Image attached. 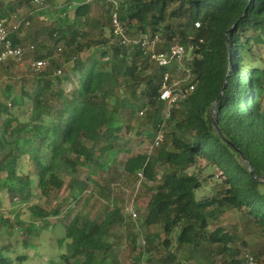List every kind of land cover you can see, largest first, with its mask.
<instances>
[{
  "label": "trees",
  "instance_id": "trees-1",
  "mask_svg": "<svg viewBox=\"0 0 264 264\" xmlns=\"http://www.w3.org/2000/svg\"><path fill=\"white\" fill-rule=\"evenodd\" d=\"M52 5L0 0L8 39L24 50L19 76L15 60L0 64V208L5 195L27 204L43 232L63 229L58 247L70 253L48 264H264V0H80L63 23L42 19ZM144 36H158L156 52L183 46L182 66L150 61ZM37 60L46 62L40 71ZM165 73L193 87L168 119ZM146 133L149 146L120 167L121 141L139 146ZM139 173L147 201L134 223L115 201ZM32 227L0 211V264L34 254ZM115 244L124 258L111 257Z\"/></svg>",
  "mask_w": 264,
  "mask_h": 264
},
{
  "label": "rangeland",
  "instance_id": "rangeland-1",
  "mask_svg": "<svg viewBox=\"0 0 264 264\" xmlns=\"http://www.w3.org/2000/svg\"><path fill=\"white\" fill-rule=\"evenodd\" d=\"M54 5L46 9V14L42 18L44 21L47 22H54L58 20L59 22H71L74 17V10L77 4L80 3V0H53ZM70 2V3H68ZM70 5V7H68ZM57 11H56V9ZM55 10H54V9ZM61 9H65L66 16H60L59 11ZM95 52L96 56L99 57V50H96ZM24 68V63L21 61H15L14 66L12 67V72L19 76V73L21 69ZM29 106H25L24 111L25 115H23L22 119H25L27 117V114L29 112ZM151 137L153 135L151 133H146L143 143L139 146L132 145V141L130 142L128 138L123 139L121 141V146L118 149L119 155L117 156L120 167L123 165V161L130 156V152L137 151H144L149 146V141L151 140ZM150 147V146H149ZM59 172L61 175L65 177L71 176L70 172L68 171L67 167L60 161L59 163ZM215 172L213 169H207L203 177H206L210 173ZM214 180H210L209 183H213ZM148 182L144 180L141 184H138V180H135L133 183V186L131 188H127L123 190V194H121L119 200L117 202L115 201V204H117L121 210L122 215L125 217V219H128L127 217H130L129 211L132 209L137 214V223H140V214L139 212L144 210L147 197L142 196L141 193L143 191L144 186H146ZM206 193V192H205ZM205 193L201 192V196ZM2 206L0 208L1 213L4 215V217H9L10 219H14L15 217H19L20 220L25 221L26 223H30L32 227V234L30 235V238L28 240V247L30 250L33 251L34 254L32 256L28 257V260L24 262L23 264H48L49 261L54 260L55 263L59 261V255L61 253H70L69 247L64 244L63 249H60L58 247V238H61L63 235V229L61 227H56L53 231H44L42 230V225L40 224V221L36 218H33L30 216L28 210H27V204L19 203V204H10L8 203V200L5 198V195H2ZM39 207L47 209L43 202L38 203ZM237 214H227L226 219L229 221L234 222L237 218ZM55 220L53 218H49L48 222L53 223ZM1 240H6V237H1ZM22 235H18L17 233H13L12 241L15 245V249H17V252L19 254H23L25 251L21 248V241H22ZM141 246V240H138V247ZM125 250L122 246L119 244H115L113 251L111 253V257L114 259H122V257L125 254ZM120 256V257H119ZM124 258V257H123ZM145 260V258H144ZM76 262L73 261L72 263ZM123 263V262H122ZM58 264V263H57ZM125 264V263H124Z\"/></svg>",
  "mask_w": 264,
  "mask_h": 264
},
{
  "label": "built area",
  "instance_id": "built-area-1",
  "mask_svg": "<svg viewBox=\"0 0 264 264\" xmlns=\"http://www.w3.org/2000/svg\"><path fill=\"white\" fill-rule=\"evenodd\" d=\"M88 2L92 0H86ZM44 0H34V3L37 5H42ZM70 7V5L68 6ZM65 16V15H63ZM112 26L114 33L116 35L122 36L123 29L118 20V17L115 13L111 16ZM158 36L149 39L147 37H141L139 39L140 47L143 50L145 56L148 57L150 61H153L158 64L160 67H168L172 63H177L182 66L184 48L180 45H174L168 49L167 52H156L155 46L158 42ZM24 53V50L21 47H13L8 39V31L5 28V21H0V64L8 59L15 61H21V57ZM46 65V62L43 60H37L31 64V67L35 71H40ZM60 70L56 71L55 75H59ZM189 79V73L186 72V77L183 82H186ZM181 80H174L172 84L170 83V75L165 73L162 84L160 87V100L165 103V110L163 113L164 119H168L170 115L171 108L178 102L184 100L190 92L193 90L192 86L181 88L179 83ZM141 115V113H140ZM163 139L162 131H158L153 139V142L150 146V149L158 147L160 142ZM144 177L141 173L138 174V184H141L144 181ZM131 220L135 223L137 221V214L132 209L129 211ZM141 240V248L144 246L143 240ZM248 264H260L252 257H248Z\"/></svg>",
  "mask_w": 264,
  "mask_h": 264
},
{
  "label": "water",
  "instance_id": "water-1",
  "mask_svg": "<svg viewBox=\"0 0 264 264\" xmlns=\"http://www.w3.org/2000/svg\"><path fill=\"white\" fill-rule=\"evenodd\" d=\"M227 80H228V75H227V77H226V81H225V83H224L223 90H224L225 87H226V82H227ZM223 90H222V91H223ZM217 102H218V101L215 102V106H216ZM213 124H214L215 129L220 133V131H219V129H218V126H217V123H216L215 120L213 121ZM251 175H253V172H252V171H251Z\"/></svg>",
  "mask_w": 264,
  "mask_h": 264
}]
</instances>
